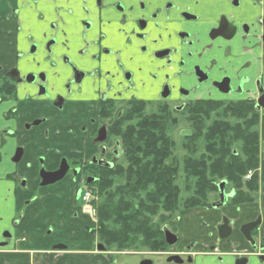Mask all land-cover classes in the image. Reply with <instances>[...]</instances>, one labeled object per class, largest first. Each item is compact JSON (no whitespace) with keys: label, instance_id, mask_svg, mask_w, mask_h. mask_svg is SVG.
Segmentation results:
<instances>
[{"label":"flooded vegetation","instance_id":"flooded-vegetation-1","mask_svg":"<svg viewBox=\"0 0 264 264\" xmlns=\"http://www.w3.org/2000/svg\"><path fill=\"white\" fill-rule=\"evenodd\" d=\"M214 106L258 115L242 187L217 181L147 240L107 237L130 137L173 140L183 116L181 164ZM263 135L264 0H0V264H264Z\"/></svg>","mask_w":264,"mask_h":264},{"label":"trees","instance_id":"trees-1","mask_svg":"<svg viewBox=\"0 0 264 264\" xmlns=\"http://www.w3.org/2000/svg\"><path fill=\"white\" fill-rule=\"evenodd\" d=\"M197 118L198 128L192 138L184 141L185 148L191 142L192 154L181 164L173 158L176 143L163 133L159 139L155 133H146L143 143L138 136L130 137L127 184L112 179L105 188L113 192L107 194L111 199L98 208L107 237H145L147 240L159 229L155 220L163 221L165 214L182 206L207 203L217 181L227 179L234 186L242 187L243 175L258 165L259 150L258 133L243 125L249 126L252 119L253 125L257 124L258 115H249L243 121L244 116L220 114L218 106H214L207 107L206 113L200 112ZM146 124L160 123L151 120ZM203 125L207 126L205 130ZM239 143L242 157L232 153ZM142 144H145L144 151ZM170 159L173 163H169ZM249 186L253 188V183ZM120 191L124 193H117ZM135 245L128 243L126 247ZM142 245L150 246L148 242ZM111 246L120 248L122 244L112 241Z\"/></svg>","mask_w":264,"mask_h":264},{"label":"rangeland","instance_id":"rangeland-1","mask_svg":"<svg viewBox=\"0 0 264 264\" xmlns=\"http://www.w3.org/2000/svg\"><path fill=\"white\" fill-rule=\"evenodd\" d=\"M178 119L180 121V124L179 126H177V129L175 130V134H173V140L176 141V150L174 151L173 153V157L181 160L184 158V156L187 155L186 151L182 148V144H180V140L178 139L179 138V131L182 129V128H187L189 127V125L187 123L184 122V118L183 116H180L178 115ZM235 147H238V145H235ZM185 196V195H184Z\"/></svg>","mask_w":264,"mask_h":264},{"label":"built area","instance_id":"built-area-1","mask_svg":"<svg viewBox=\"0 0 264 264\" xmlns=\"http://www.w3.org/2000/svg\"><path fill=\"white\" fill-rule=\"evenodd\" d=\"M89 198H90V196H89V194L88 193H86L85 195H84V197H83V200H84V204H85V206L87 207V208H89V205H90V203H89Z\"/></svg>","mask_w":264,"mask_h":264},{"label":"water","instance_id":"water-1","mask_svg":"<svg viewBox=\"0 0 264 264\" xmlns=\"http://www.w3.org/2000/svg\"><path fill=\"white\" fill-rule=\"evenodd\" d=\"M225 185H226V183H225V182L221 183V186H220V188H223ZM222 191H223V189H222Z\"/></svg>","mask_w":264,"mask_h":264},{"label":"crops","instance_id":"crops-1","mask_svg":"<svg viewBox=\"0 0 264 264\" xmlns=\"http://www.w3.org/2000/svg\"><path fill=\"white\" fill-rule=\"evenodd\" d=\"M263 139H264V135H263Z\"/></svg>","mask_w":264,"mask_h":264}]
</instances>
